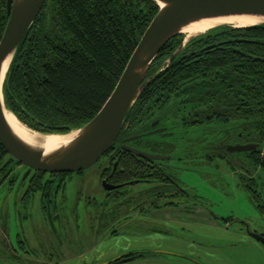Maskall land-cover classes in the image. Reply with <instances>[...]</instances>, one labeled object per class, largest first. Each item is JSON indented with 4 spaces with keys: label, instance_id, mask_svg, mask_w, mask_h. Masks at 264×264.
<instances>
[{
    "label": "trees",
    "instance_id": "1",
    "mask_svg": "<svg viewBox=\"0 0 264 264\" xmlns=\"http://www.w3.org/2000/svg\"><path fill=\"white\" fill-rule=\"evenodd\" d=\"M7 4L8 0H0V42L9 21ZM159 10L150 0H47L11 64L3 90L6 107L40 134L64 135L81 129L113 94ZM184 40L180 36L165 47L148 78L163 67ZM190 54L194 55L183 59ZM158 118L169 136L147 135L150 124ZM236 141L241 145H261L258 151L236 155L249 170L242 175L232 160L235 155L227 151L228 145L238 144ZM123 146L191 161L188 166L223 163L237 172L249 199L255 203L261 199L258 189L264 175V25L226 26L192 39L143 92L116 145L98 163L103 164V177L112 175L117 165L112 182L123 188L106 198L115 207L113 211L109 209L110 214L105 211L104 216L91 218L89 236L83 240L80 215L73 210L72 259L99 245L106 248L107 239L122 234L135 222L114 232L116 225L136 217L147 218L150 210L174 198L170 195L172 182L167 178L168 162L161 165L159 161L140 158L123 150ZM17 167L29 169L17 164L0 143V191L15 192V201H28L39 194L42 202H68L63 195L65 181L53 182L52 186L46 183L44 173L35 171L27 182L28 176L17 172ZM8 177L15 183L19 178L17 189L15 183L4 184ZM132 182L139 183L131 185ZM140 184L154 186L132 195L131 187ZM82 201L79 198L77 205ZM54 210L43 208L50 226L55 225ZM130 215L133 217L125 220ZM3 217L0 207V224ZM60 225L63 229V221ZM61 242L64 243L63 234ZM54 258L59 260L58 256ZM20 260L0 254V264H20ZM38 264L43 263L39 260Z\"/></svg>",
    "mask_w": 264,
    "mask_h": 264
},
{
    "label": "water",
    "instance_id": "2",
    "mask_svg": "<svg viewBox=\"0 0 264 264\" xmlns=\"http://www.w3.org/2000/svg\"><path fill=\"white\" fill-rule=\"evenodd\" d=\"M159 7V12L151 22L134 51L113 94L98 113V115L81 129L61 137H70L64 145L47 152L43 145L29 144L13 129L7 120L8 110L4 100V85L11 64L28 33L41 15L47 0H8V24L0 42V143L16 161L17 164L34 171L46 174H77L95 167L105 155L116 145L121 136L126 119L138 102L143 92L162 72L172 64L182 53L185 46L194 38L207 34L222 27L246 28L264 25V0H150ZM230 18H254L259 23L253 26L236 27L221 25L203 33L192 36L184 31L191 25L208 20ZM184 36L185 42L181 48L163 65V67L148 78L150 70L165 47L174 39ZM194 54L185 56L188 59ZM33 132V131H31ZM34 133V132H33ZM40 134V133H39ZM44 137L56 136L40 134ZM261 149L259 144L228 145L231 154H245ZM123 150L140 158L152 161H167L170 157L150 154L123 146ZM235 164L244 168V164L236 160ZM117 165L115 166V170ZM139 182H132L136 185ZM105 191H115L122 185H109L103 182ZM264 244V238L256 235ZM156 253H166L156 251ZM118 258L105 264H111Z\"/></svg>",
    "mask_w": 264,
    "mask_h": 264
},
{
    "label": "flooded vegetation",
    "instance_id": "3",
    "mask_svg": "<svg viewBox=\"0 0 264 264\" xmlns=\"http://www.w3.org/2000/svg\"><path fill=\"white\" fill-rule=\"evenodd\" d=\"M147 135L149 137H167L170 134L167 132V127H165L162 121L158 118L150 124ZM129 140L130 139H128V141ZM234 155V159H232L234 163L238 159L244 164V168H240L235 164L240 169L239 175L246 174L249 170L245 166L244 160L241 158V156L237 157V154ZM167 157H170L171 159L159 162H161V165L166 164L164 162H168L170 169L168 170L169 176L167 178L170 182H172L171 186L173 188V192L170 195L174 198L166 199L163 205L158 206L155 208V210H150L147 218L136 217L132 221H127L125 224L118 226L116 225V228H112L115 232L116 230L118 231L123 228H128L130 226L129 222L136 223L141 221L143 222L142 224L146 226H161L164 228V230H153L151 234L144 232V234H138L135 236H122V234L113 236L107 239V243L105 244V246H107L106 248H100L99 245L98 247L85 250L81 256L82 258L86 259L83 264H105L118 257L119 259L111 264H153L152 259L155 261L157 260V263L154 264H174L167 263L162 260L163 258L168 259V256L171 255L166 253H156L157 248H152V245L149 243L152 241L150 236H167L171 234V229L174 228H180V231L186 232L191 227V224L201 226V228L207 229L211 234L224 233L222 232L223 230L217 229L215 224L211 221V218L219 221L218 217H210V214L208 215L204 209L200 208L194 203H191V205H186L191 199L196 198V196H191L189 191L181 184L179 177L177 176L178 172H180L183 168L181 169V167L171 164L173 161L178 159L173 160V157ZM186 164L187 163L183 165L185 166V170L188 171H193V169L196 167H205L202 165L200 166L199 164L194 166H188ZM17 172L28 176L27 182L30 181V179H32L36 173L31 169H26L25 173H22V171L19 170ZM115 172L116 170L114 168L113 174ZM233 172L237 175L236 171ZM44 174L46 175H44L46 183L50 182L52 184L56 181H65V187L63 191L65 199H68V185L75 180L76 182H79L82 177V174L80 175L79 173L71 174V176L68 174L69 176L67 175V177H61V174ZM102 174L104 175V172ZM102 174L99 176V183L102 190L105 192V198H102L101 195L99 196L96 191H94L96 194L93 195V199L90 198L91 200H86L85 202L82 201L79 203V205L74 207L76 212L80 215L81 226H85L87 232L90 230L89 221L91 218H93V216H104L106 213L105 211L110 214L111 212L109 209L112 207L113 211L115 207L113 204H110L106 198H109V195L116 193L118 190L110 192L105 191L103 188V182L106 181L109 185L113 186L119 185H115L112 182L113 174L104 177L101 176ZM9 177L4 181V184H10L11 182L14 185V178L9 179ZM14 186L15 189L19 187V178ZM10 194L13 193L11 192ZM37 198L39 199V203L35 201ZM46 206L55 209L54 213L56 214V217L52 219L53 223L55 224L54 226H50L48 218L45 217L43 208H46ZM0 207L2 209V215H4L0 224V254L2 256H16L21 258L20 262L24 260V264H38L39 260L43 264H67L70 262V260H65L68 256H71V219L74 209H72L70 206L69 200L68 202L66 200L65 203L55 201L42 202L41 195L38 194L35 196V198H32L28 201L14 200L11 202H2ZM261 210L263 211L264 208ZM181 212L184 213V215L179 216L178 214ZM132 217L133 216L130 215L129 217L125 218V220ZM164 217L169 218L168 220L163 221L162 219ZM105 218L108 219V217ZM62 221L64 224L63 229L60 225ZM240 224V231L243 233L241 235L243 239H247L249 242L255 245H261L264 247V244L255 237L258 235L264 238V233L257 230L252 231L249 224L245 222H240ZM61 234L64 236V243L61 242ZM155 240L158 241L157 239ZM195 243L197 242H194V244ZM198 245L201 249L204 246L203 243H198ZM213 249H215V252H219L207 253L199 256V258L195 257L196 260L184 253L179 257H181V259L188 258L189 261L195 260V264H242L240 261L235 260L232 256H229L224 250L214 247ZM57 256L59 257V260L56 261L54 257Z\"/></svg>",
    "mask_w": 264,
    "mask_h": 264
},
{
    "label": "rangeland",
    "instance_id": "4",
    "mask_svg": "<svg viewBox=\"0 0 264 264\" xmlns=\"http://www.w3.org/2000/svg\"><path fill=\"white\" fill-rule=\"evenodd\" d=\"M30 130L33 131L32 129ZM33 132L39 134L36 131ZM236 142L240 144L239 141ZM182 148L183 147H181V149ZM189 162L191 161L184 160V162H182L175 160L171 163L181 167V169L183 168L178 172L177 176L191 196H196V198L191 199L186 205L194 203L204 209L208 215L210 214V217H218L219 221L214 218H211V221L215 224L217 229L223 230L222 232L224 233H219L220 235L218 233L211 234L207 229L191 224V227L186 232L180 231V228H174L171 229V234L167 236L161 234V236H155L156 238L150 236L152 239V241L149 242L152 245L151 247L157 248L156 251L168 252L172 257L168 256V259H162L167 263L195 264V257L199 258V256L211 252L218 253L219 251H214V247L224 250L229 256H232L242 264H264V247L255 245L247 239H243L241 236L243 233L240 231V222H245L249 224L252 231L257 230L264 233V210L261 211L259 208V206H264V175L261 174V178L259 179L261 183L258 192L261 195V199L255 200L257 201L255 203L252 199H249V194L247 190L242 187L238 174L236 175L230 167L223 166V163L216 162L220 165L215 164L214 166L196 167L193 171H188L185 170L183 164ZM102 166L103 164H97L90 170L85 171L79 182L75 180L68 185L67 197L72 209L77 206L79 198H82L83 202H85L90 198L93 199L92 197L96 193L99 196L101 195L102 198H105V192L102 190L99 183ZM218 166H220V168H218ZM16 170L22 171V173L26 172V169L22 167H17ZM258 177L260 176L258 175ZM153 186L154 185L151 184L133 186L130 189V193L134 195L149 191ZM94 191H96V193ZM251 196L254 198L253 194H251ZM14 200L15 193L13 195L6 191H0V205L2 202H11ZM35 201L39 203L38 198ZM178 215H184V213L181 212ZM168 218L164 217L162 220L166 221ZM142 223H134L128 230L121 232L122 236H135L144 234V232L151 234L153 230H164L161 226H146ZM82 231L83 236H80V239L83 240L84 236H89V232L86 231L85 226H82ZM86 242L87 241H85V243ZM194 242L197 243L194 244ZM198 243L204 244L202 249L199 247ZM86 245L89 244L86 243ZM89 246L91 247V245ZM76 249L77 251L79 250L78 247ZM183 253L195 260L190 259L193 261L191 262L188 258L181 259L179 256H182ZM81 256L78 259H72L71 254V256H68L65 260H70L67 264H81L86 260ZM156 261L152 259L153 264L157 263ZM24 263L25 261L23 260L20 264Z\"/></svg>",
    "mask_w": 264,
    "mask_h": 264
},
{
    "label": "bare ground",
    "instance_id": "5",
    "mask_svg": "<svg viewBox=\"0 0 264 264\" xmlns=\"http://www.w3.org/2000/svg\"><path fill=\"white\" fill-rule=\"evenodd\" d=\"M258 23L259 20L254 18H230V19H222V20H208L193 24L189 28H187L184 32L187 35L192 36L198 33L206 32L210 29H213L221 25L246 27V26H253ZM7 120L10 123V125L13 127L15 132L27 143L38 146L44 142L45 144H41V145L44 146L47 152H51L53 150L58 149L59 147L67 143L68 139L70 138V137H61L57 135L44 137L40 134L33 133L29 131L27 128L23 127L16 120V118L10 113L7 114Z\"/></svg>",
    "mask_w": 264,
    "mask_h": 264
}]
</instances>
